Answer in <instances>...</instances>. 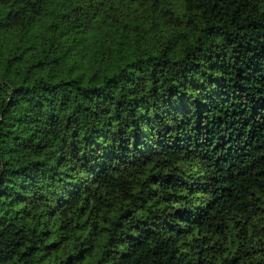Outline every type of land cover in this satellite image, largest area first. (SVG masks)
<instances>
[{
    "label": "trees",
    "instance_id": "1",
    "mask_svg": "<svg viewBox=\"0 0 264 264\" xmlns=\"http://www.w3.org/2000/svg\"><path fill=\"white\" fill-rule=\"evenodd\" d=\"M0 264H264V0H0Z\"/></svg>",
    "mask_w": 264,
    "mask_h": 264
}]
</instances>
